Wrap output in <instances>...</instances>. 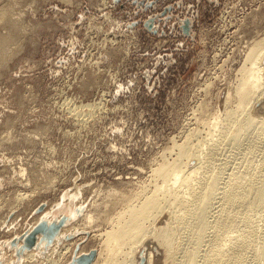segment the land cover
Returning <instances> with one entry per match:
<instances>
[{"label": "rangeland", "instance_id": "1", "mask_svg": "<svg viewBox=\"0 0 264 264\" xmlns=\"http://www.w3.org/2000/svg\"><path fill=\"white\" fill-rule=\"evenodd\" d=\"M262 42L264 0H0L2 259L66 264L76 244L116 245L106 232L120 224L122 200L148 194L161 183L151 168L201 139ZM225 145L219 156L229 167L241 153ZM62 214L68 230L45 251L16 257L14 235ZM140 246L142 264L151 248V264H162V249L146 238L120 245L115 264L127 255L138 264Z\"/></svg>", "mask_w": 264, "mask_h": 264}, {"label": "bare ground", "instance_id": "2", "mask_svg": "<svg viewBox=\"0 0 264 264\" xmlns=\"http://www.w3.org/2000/svg\"><path fill=\"white\" fill-rule=\"evenodd\" d=\"M155 22L160 20L152 25ZM189 26L184 32L189 33ZM245 63L237 82L226 91L224 110L200 134L201 139L196 143L184 140L169 161L151 168L150 175L161 183L148 194L134 201L122 200L120 224L115 232H106L115 235L117 243L102 245L90 264H115L119 254L125 253L120 245H138L143 238L162 249V264H264V224L257 223L264 213V42ZM225 144L241 153L229 167L219 156ZM161 214L166 222L156 226ZM82 220L92 223L90 209ZM68 229L65 223L59 232ZM35 249L24 251L25 256ZM91 249L81 247L77 253ZM145 250V246L135 250L138 264L143 263ZM156 250L148 249V264ZM3 253L0 250V260L12 264L13 258L3 260ZM134 261L127 255L122 264Z\"/></svg>", "mask_w": 264, "mask_h": 264}, {"label": "water", "instance_id": "3", "mask_svg": "<svg viewBox=\"0 0 264 264\" xmlns=\"http://www.w3.org/2000/svg\"><path fill=\"white\" fill-rule=\"evenodd\" d=\"M165 13V10L162 12ZM160 16L156 15L149 18V27L153 28L152 23L154 20H160ZM188 26L186 24L184 27ZM155 27V26H154ZM40 204L35 210L36 212L40 210L43 206ZM80 211V208H77ZM70 221V217L67 214H62L61 216H55L53 219L48 220L46 217L41 216L33 226L25 229L19 235H14L7 243L10 248L14 249L16 257H19L24 251L29 250L32 247H42L41 251H45L46 248L52 243L54 238L59 234L60 228ZM69 237V236H65ZM77 246L74 249L70 260L66 264H90L94 258L95 251L93 249L87 252L77 253Z\"/></svg>", "mask_w": 264, "mask_h": 264}]
</instances>
